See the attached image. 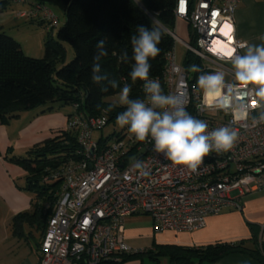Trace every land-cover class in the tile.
Here are the masks:
<instances>
[{"label":"built area","instance_id":"built-area-1","mask_svg":"<svg viewBox=\"0 0 264 264\" xmlns=\"http://www.w3.org/2000/svg\"><path fill=\"white\" fill-rule=\"evenodd\" d=\"M7 1L24 6L16 11L18 17L57 23L47 5ZM239 2L176 0L174 15L186 23L187 40L177 35L175 26L166 32L197 59L201 72L191 76L190 68L177 63L172 48L162 75L149 78L159 80L165 95L176 96L190 115L205 121L208 131L223 126L235 130L233 147L227 152L211 151L191 172L154 151L151 137L138 141L121 132L109 141L93 139V132L107 125V113L89 116L74 105L65 130L76 133L77 157L43 176V181H59V189L39 245L38 264L118 262L124 254L142 251L125 242L127 217L148 215L153 233L194 231L205 227L210 215L225 208L241 209L244 194L264 189V123H253L264 111V100L254 95L253 85L245 88L235 82L230 59L241 55L246 46L235 37L233 16ZM216 43L225 44L229 52L216 48ZM210 72L230 77L224 90L231 97L227 109L215 107L214 100L196 85L199 75ZM133 161L143 167H134Z\"/></svg>","mask_w":264,"mask_h":264},{"label":"trees","instance_id":"trees-1","mask_svg":"<svg viewBox=\"0 0 264 264\" xmlns=\"http://www.w3.org/2000/svg\"><path fill=\"white\" fill-rule=\"evenodd\" d=\"M28 1L44 4L49 8L54 6L64 13L66 20L54 35H46L43 43L44 54L40 58L26 55L14 37L0 32V124L16 118L22 110L46 106L48 111H54L55 107L62 105H69L72 109L76 105L77 110L89 116L100 115L104 111L108 115V123L115 119L125 107L105 102L104 98L119 94L120 88L112 89L109 86L107 92H102L101 87L107 86V81L103 85H97L91 80L97 41H106L108 54L100 63L103 71L109 74V79H116L120 87L127 83L131 88L130 99H142L143 81H132L129 75L134 63L131 59L130 37L137 34V25L151 28L152 19L159 21L164 34L158 44L160 54L149 58V78L162 75L166 54L174 45L173 38L166 30L174 29L176 0H139V3L137 0ZM10 4L7 0H0V14ZM28 20L40 26L48 23L51 28L58 23V18L56 24L42 19ZM64 43L70 44L74 52L69 62L65 59ZM125 51L129 57L127 62L120 59ZM58 62L61 63L59 67ZM192 64L199 65V62L186 53L183 64L185 69L188 70ZM119 133L114 132L108 138L100 137V140L109 141ZM77 149L76 133L64 129L60 134L33 145L25 152L24 157L16 154L5 155V159L25 170L23 189L34 195L32 211L46 224L56 201L59 181H43V176L49 169L71 158L75 159ZM26 215L27 212L17 217ZM249 227L253 239L256 240L257 226L249 224ZM233 252H247L264 261L263 248L247 249L239 241L199 247L155 243L147 250L122 255L120 262L128 258H138L143 264H158L161 259L166 258L170 264H197L203 261L215 262Z\"/></svg>","mask_w":264,"mask_h":264},{"label":"crops","instance_id":"crops-1","mask_svg":"<svg viewBox=\"0 0 264 264\" xmlns=\"http://www.w3.org/2000/svg\"><path fill=\"white\" fill-rule=\"evenodd\" d=\"M20 6L24 7L20 4L19 9L22 8ZM0 16L3 14L1 13ZM233 17L235 37L246 43V46L240 51L241 55L245 53L249 45L264 44V41L259 39V37L264 36V0H240ZM22 19L24 22L33 23L28 19ZM9 23L5 22L6 26L2 24L0 28L5 26L18 30L19 23L14 21L12 22L14 24ZM182 25H184L182 20L175 21L176 33L180 38ZM40 108L44 109L43 107L31 109L33 112L31 119L33 121L40 118L50 119V122L46 124L50 126L49 130L39 131L36 125L33 128L24 129L26 131V134L22 135L24 142L19 145L22 150L15 151V148H12V155L25 153L40 141L60 134V131L66 127L67 116L73 111L71 107V110L63 116L57 111L43 112ZM19 116L18 114L16 118ZM16 118L10 119L6 124H0V264H38V249L46 223L32 211L34 195L23 189L24 182L22 179L25 176V170L5 159L13 136L12 130L9 128L12 126V120ZM240 202L241 209L225 208L217 215L208 216L205 227L201 229L178 233L172 231L153 233L152 228H150L146 235L150 239L155 238L156 244L189 247L242 241L243 246L247 249L263 248L262 255L264 257V189L244 194ZM25 212H27L26 216L17 217ZM130 217H127L124 222ZM249 224L257 226L258 238L256 240L252 237ZM124 231L127 245L133 250H145V248H135L133 236L126 233L125 227ZM104 264L143 263L138 258H128L121 262ZM158 264L170 263L166 258H163ZM197 264H264V261L247 252H233L215 262L203 261Z\"/></svg>","mask_w":264,"mask_h":264},{"label":"clouds","instance_id":"clouds-1","mask_svg":"<svg viewBox=\"0 0 264 264\" xmlns=\"http://www.w3.org/2000/svg\"><path fill=\"white\" fill-rule=\"evenodd\" d=\"M139 3V0H137ZM151 28L137 25L135 35L130 37L132 46V63L129 73L132 81H143L145 99H130V86L125 83L120 87L116 79H109V74L102 69L101 59L107 53L106 41L98 40L96 53L93 56L91 80L97 85H103L101 91L107 92L120 88L119 104L125 110L116 117L119 126H128L136 140L144 141L151 137L154 141V151L163 153L175 165H183L191 172H195L211 151L227 152L237 139V132L229 126L208 131V124L190 115L184 104L174 95H165L159 80L149 79L151 64L149 58L160 54L158 47L164 34L159 21L152 19ZM264 41V36L259 37ZM127 62V51L120 56ZM235 82L247 88L254 85V95L264 100V44L249 45L243 55L231 58ZM191 72H201L198 65H191ZM196 85L207 98H212L215 107L227 109L231 106V97L224 95L228 85L223 72L203 73L197 77ZM253 123H264V111ZM134 167L142 168L139 161H133Z\"/></svg>","mask_w":264,"mask_h":264},{"label":"rangeland","instance_id":"rangeland-1","mask_svg":"<svg viewBox=\"0 0 264 264\" xmlns=\"http://www.w3.org/2000/svg\"><path fill=\"white\" fill-rule=\"evenodd\" d=\"M19 5L20 4L11 3L5 9V11L2 12L3 16H0V27L2 24L5 25L4 24L5 22L12 23L14 21L15 23H19L20 29L19 28H17L18 30L10 29L8 27H5L6 26L5 25L2 29L0 28V32L3 31L6 34L10 35L11 37H14L21 44V47L26 55L35 57V58H40L44 54L43 43H44V39L46 35L48 33H51L54 35L56 33V30L65 23L66 18L64 16V13L60 9L52 6L50 7V9H52L53 13L58 18V23L53 28H51V26L48 23H45L44 25H41V26L34 22L27 23V21L24 22V19H22L21 17L20 18L16 17L17 16L16 11L19 9ZM181 30H182L181 38L187 40L188 29H187V25L185 22H184V25L181 26ZM64 46L66 48L65 59H66V62H69L73 58L74 52L70 44L64 43ZM173 48L176 54L177 63L179 65H183L186 60V52H187L186 47L182 45L181 43L175 41ZM60 64L61 63L58 62L57 66L59 67ZM210 73H214V72H210ZM192 75H193V72H191V76ZM224 75H225V82L229 81L230 77L226 74ZM104 101L114 103L117 106L126 107L124 105L119 104V94L106 97L104 98ZM40 109L43 110L42 108ZM44 109L45 111L43 112L48 111L46 109V106H44ZM70 110H71V107L69 105H62V106L54 108V111H57L58 113H60V115H63V116H65ZM31 113H33L32 110H22L18 113L20 116L12 120L11 122L12 126L11 128H9L10 130H12V134H13L11 138L12 143L9 147V150H7L6 156H10L12 154V148H15V151L18 149L22 150L19 148V145L23 144L24 142L23 141L24 139L22 138V135L26 134V131L24 129H30V128L35 127L36 125L39 131L49 130L50 126L46 124L50 122V119L40 118L37 121H33L31 119ZM114 132L121 133V132H129V131H128L127 126H124V127L119 126L115 118V119L110 120V122L102 129L94 131L93 139L100 140V137L108 138V137H111ZM128 134L131 136H134L131 132H129ZM25 154L26 153H22L20 155L24 157L26 156ZM24 178L25 177H23V179ZM23 179H22V182H24ZM129 219H127L123 223L124 224L123 226L126 229V233L133 236L134 238L133 241L136 244L135 248L137 249L145 248L146 250L149 248H152V246L156 243V239L155 238L150 239L146 235L152 226L151 218L146 214H140V215L131 216Z\"/></svg>","mask_w":264,"mask_h":264},{"label":"bare ground","instance_id":"bare-ground-1","mask_svg":"<svg viewBox=\"0 0 264 264\" xmlns=\"http://www.w3.org/2000/svg\"><path fill=\"white\" fill-rule=\"evenodd\" d=\"M215 45H216V48L222 49L225 52H229V48L225 44H223V43H216Z\"/></svg>","mask_w":264,"mask_h":264},{"label":"water","instance_id":"water-1","mask_svg":"<svg viewBox=\"0 0 264 264\" xmlns=\"http://www.w3.org/2000/svg\"><path fill=\"white\" fill-rule=\"evenodd\" d=\"M143 151H144V149H141L138 153H136L133 157H131V160L134 159L136 156H138Z\"/></svg>","mask_w":264,"mask_h":264},{"label":"snow or ice","instance_id":"snow-or-ice-1","mask_svg":"<svg viewBox=\"0 0 264 264\" xmlns=\"http://www.w3.org/2000/svg\"><path fill=\"white\" fill-rule=\"evenodd\" d=\"M225 27H230V26H228V25H225Z\"/></svg>","mask_w":264,"mask_h":264}]
</instances>
